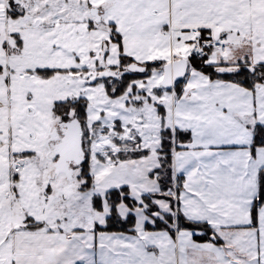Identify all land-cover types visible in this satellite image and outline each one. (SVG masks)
Returning a JSON list of instances; mask_svg holds the SVG:
<instances>
[{"label": "snow or ice", "instance_id": "obj_1", "mask_svg": "<svg viewBox=\"0 0 264 264\" xmlns=\"http://www.w3.org/2000/svg\"><path fill=\"white\" fill-rule=\"evenodd\" d=\"M0 264H264V0H0Z\"/></svg>", "mask_w": 264, "mask_h": 264}]
</instances>
